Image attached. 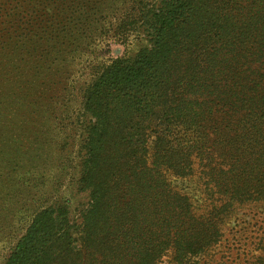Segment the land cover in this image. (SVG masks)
<instances>
[{"label": "trees", "instance_id": "obj_1", "mask_svg": "<svg viewBox=\"0 0 264 264\" xmlns=\"http://www.w3.org/2000/svg\"><path fill=\"white\" fill-rule=\"evenodd\" d=\"M230 6H237L232 16ZM245 6L250 12L242 13ZM254 36L264 37V0H0V57H25L0 70V107L7 106L4 91L14 97L28 89L46 123L60 96L53 76L59 58L90 57L94 45L144 43L133 58L102 62L81 91L75 184L88 195V203L79 222L70 221L63 201L33 207L3 264H75L79 255L91 260L99 255L96 262L116 264V247L132 238L123 233L124 224L137 221L133 224L138 227L141 223L131 215L145 212L147 219L141 220L150 224L154 212L160 235L134 249V264H153L171 249L182 264L211 248L220 235L218 221L194 220V202L172 187L170 178L190 176L196 159L209 166L218 152L230 165L245 169L230 187L216 185L208 174L209 198H226L229 205L255 193L252 182L258 172L240 161L251 157L253 162L258 154L255 162L264 169V91L258 96L252 88L255 96L244 99L243 94L241 105L226 110H213L204 101L210 94L229 92L240 64L248 62L239 57L238 47ZM226 44L231 49L222 51ZM206 45H214L218 57L203 51ZM197 49L206 57L191 54L178 61ZM225 116L228 125L230 119L236 125L223 135L235 134L221 142L218 131L210 147L204 146L209 133L228 121ZM31 131L36 134L34 145H39L36 128ZM257 183L264 187L259 179Z\"/></svg>", "mask_w": 264, "mask_h": 264}, {"label": "rangeland", "instance_id": "obj_2", "mask_svg": "<svg viewBox=\"0 0 264 264\" xmlns=\"http://www.w3.org/2000/svg\"><path fill=\"white\" fill-rule=\"evenodd\" d=\"M236 7L230 6L229 14L231 16ZM247 12H250V8L245 6L242 13ZM251 41H243L238 47L237 54L248 62L243 61L240 64V74L234 78L229 92L224 96L210 94L204 98V101L207 102L206 105L213 110H226L241 105L239 98L243 94L244 99L255 96V93H250L252 88L257 90L256 95L262 96L264 91V37L254 36ZM2 43L3 40H0V49ZM142 46L144 43L136 40H132L126 46L118 43H110L105 47L94 45V49L91 48L94 54L90 57L59 58L53 76L59 82L55 90L60 92V96L56 105L55 103L52 105L53 116L49 121L47 120V123L37 104H34L36 96L26 94L30 90H20L14 97H10L11 94L8 95L6 91L3 92L2 99L7 103V106L0 107V178L6 179L0 183V264L4 263L9 245L20 234L21 223L33 207L42 204L49 205L54 201H63L69 209L70 221L76 224L79 222L81 212L88 203V195L80 192L75 184L79 162L77 151L80 145L77 138L82 132L83 121L79 112L81 91L102 62L123 56L133 58ZM191 48L196 49L197 47L190 46ZM214 49V45H209V49L208 45L202 48L203 51L214 54L212 57H218L217 53L212 52ZM230 49L229 44L222 46V51ZM199 50L201 49L191 50L189 53L181 55L178 61H186L191 54L194 57L197 55L206 57V54H202ZM247 52L257 55L251 57ZM21 58L25 57H0V70L7 69L8 64L12 66ZM206 70L205 73H207ZM24 72L26 73V71ZM200 72H204L203 69ZM222 91L223 89L220 90V92ZM10 106H14L15 111L13 109L9 111ZM225 118L228 121L222 122L216 132L209 133V142L204 146L210 147L211 143L216 140L215 134L218 131L222 132V137L217 139L221 142L235 134V132H231L223 135L224 130L233 131L236 125L231 119L232 124L228 125L229 117L225 116ZM32 127L36 128L39 145L33 143L36 134L31 131ZM15 136H17L16 139H14ZM10 138L15 141L8 143ZM256 159H258V154L254 156L253 162H251V157L240 162L246 160L248 164L254 165L258 172L257 179L264 183L263 163H256ZM203 164L197 159L194 160L190 176L171 177L170 182L171 186L186 192L194 202V220L206 224L209 219H215L218 221L220 235L211 248L189 256L182 264H264V187L261 188L258 185L257 179L253 180L255 193H252L248 200L230 201L229 205H227L226 198L221 199L214 195L211 199L205 192V187L210 180L208 174L212 175L216 185L222 184L230 187V183H233L238 173L245 168H242L241 164L230 165L218 152L209 166L205 167ZM6 180L11 181L6 182ZM210 188L216 191L220 189ZM219 209H223L222 212L215 214ZM125 213L128 216V211ZM146 213L148 212L143 215H131L132 219L141 223L138 227L133 224H136L137 221L132 223L129 220L124 224V228L127 230L123 233L132 238L126 240L124 245L116 247L114 251L118 258L116 264H134L136 256L134 249L137 251L143 242L150 244L151 239L155 240L160 235L156 230L160 224L158 218L154 216V212H150L151 218H154L150 220V224L141 220L147 219ZM213 214L216 216L211 217L210 215ZM154 231L157 232V235H152ZM125 239L122 238L120 241ZM154 243L158 244V242ZM97 256L99 255L91 260L84 255H79V257H74L75 264H102L100 260L96 262ZM99 257L101 258V256ZM104 264L113 263L108 261ZM153 264L180 263L175 261V254L171 249L164 252Z\"/></svg>", "mask_w": 264, "mask_h": 264}]
</instances>
